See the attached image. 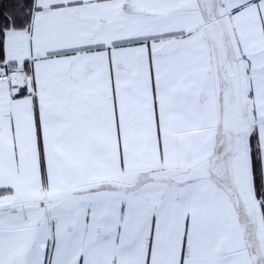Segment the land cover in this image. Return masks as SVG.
Masks as SVG:
<instances>
[{"label":"snow or ice","instance_id":"6c2138e0","mask_svg":"<svg viewBox=\"0 0 264 264\" xmlns=\"http://www.w3.org/2000/svg\"><path fill=\"white\" fill-rule=\"evenodd\" d=\"M0 264H264V0H0Z\"/></svg>","mask_w":264,"mask_h":264}]
</instances>
